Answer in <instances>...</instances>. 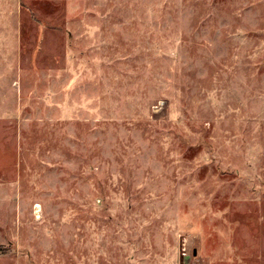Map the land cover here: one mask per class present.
Returning a JSON list of instances; mask_svg holds the SVG:
<instances>
[{
	"label": "rangeland",
	"instance_id": "rangeland-1",
	"mask_svg": "<svg viewBox=\"0 0 264 264\" xmlns=\"http://www.w3.org/2000/svg\"><path fill=\"white\" fill-rule=\"evenodd\" d=\"M0 264H264V0H0Z\"/></svg>",
	"mask_w": 264,
	"mask_h": 264
},
{
	"label": "built area",
	"instance_id": "built-area-1",
	"mask_svg": "<svg viewBox=\"0 0 264 264\" xmlns=\"http://www.w3.org/2000/svg\"><path fill=\"white\" fill-rule=\"evenodd\" d=\"M186 253H184L183 255H185Z\"/></svg>",
	"mask_w": 264,
	"mask_h": 264
},
{
	"label": "bare ground",
	"instance_id": "bare-ground-1",
	"mask_svg": "<svg viewBox=\"0 0 264 264\" xmlns=\"http://www.w3.org/2000/svg\"><path fill=\"white\" fill-rule=\"evenodd\" d=\"M39 208V207H38Z\"/></svg>",
	"mask_w": 264,
	"mask_h": 264
}]
</instances>
